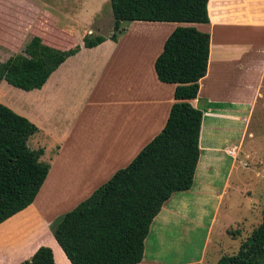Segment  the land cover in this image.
Here are the masks:
<instances>
[{
	"label": "crops",
	"instance_id": "obj_1",
	"mask_svg": "<svg viewBox=\"0 0 264 264\" xmlns=\"http://www.w3.org/2000/svg\"><path fill=\"white\" fill-rule=\"evenodd\" d=\"M207 11L209 24H195L210 35V51L197 98L189 101L203 113L193 186L188 192L173 194L155 217L139 264L207 261L213 226L236 163L245 162L239 158L249 159L243 147L253 138V113L264 106V0H208ZM138 23L164 31L138 35L141 51L151 48V64L143 65L141 74L138 67L134 74L125 73L120 66L115 99L94 97L93 91L94 82L107 75L117 51V41L111 40L92 49L82 43L80 51L68 58L41 89L33 90L39 94V107L50 110L47 122L51 132L36 127L39 148L35 149L43 150L39 161L48 164L49 170L33 204L0 224V264H19L41 246L52 249L56 264H71L50 237L59 218L56 206L88 198L164 128L176 102V86L157 80L154 62L176 27L194 25ZM92 99L103 101L97 104L102 111L101 124L95 123L93 128L85 120L86 110L95 105ZM49 136L56 143L49 153L56 156L53 164L42 160L46 150L40 143Z\"/></svg>",
	"mask_w": 264,
	"mask_h": 264
},
{
	"label": "trees",
	"instance_id": "obj_2",
	"mask_svg": "<svg viewBox=\"0 0 264 264\" xmlns=\"http://www.w3.org/2000/svg\"><path fill=\"white\" fill-rule=\"evenodd\" d=\"M113 18L110 37L84 34L83 47L92 49L117 41L123 22L209 24L208 0H109ZM39 16L24 54L0 62V81L30 92L41 89L50 76L81 46ZM210 35L193 26H178L165 40L154 62L157 80L175 85L174 99L162 131L125 167L98 187L52 227V234L71 264H139L151 224L162 207L179 192L191 190L200 158L203 113L196 99L207 73ZM37 128L0 103V224L33 204L49 166L39 161L43 150H31ZM233 236L239 231L229 230ZM19 264H56L46 246ZM217 264H264V208L261 221L236 253Z\"/></svg>",
	"mask_w": 264,
	"mask_h": 264
},
{
	"label": "rangeland",
	"instance_id": "obj_3",
	"mask_svg": "<svg viewBox=\"0 0 264 264\" xmlns=\"http://www.w3.org/2000/svg\"><path fill=\"white\" fill-rule=\"evenodd\" d=\"M39 16L47 20L50 25H54L57 30H65L61 40L63 45L70 44L69 36L81 45L84 34L91 33L90 31H93L91 36L110 37L113 33L109 0H0V62H5L12 56L24 54L26 45L36 31V20ZM194 27H200L196 29L202 32L203 26L194 25ZM120 29L117 33V51L107 70L108 76L94 82V97L115 99L118 76H120L117 70L120 66L125 73L133 71L134 74L138 67L141 74L143 65L151 64L149 63L151 48L147 46V49L141 51L138 47L139 41L136 39L138 35L164 31L155 27L142 26L138 22H123ZM102 99H92L95 105L86 110L85 120L91 124V128L95 123L101 124L102 111L97 104L103 102ZM0 102L15 113L26 117L38 129L46 133L51 132V127L48 126L50 123L47 122L49 116L47 113L50 110H42L39 107L37 91L25 92L0 81ZM262 102L264 104V100ZM250 132L253 133V138L247 139L243 147V153L248 154L249 159L239 158L245 162L237 161L236 163L227 195L213 226V234L206 251L207 261L204 264H217L219 256L236 253L241 242L261 221V211L264 208V106H260L253 113ZM53 138V136L43 137L44 141L40 143L46 150L42 160L49 164H53L56 159V156L49 155L56 144ZM29 147L34 150L39 148V130L29 141ZM59 166L60 162L56 164L57 170ZM118 170L120 169L115 172ZM114 173L99 186L107 183ZM81 201L82 199H72L56 206L57 217H59L57 222ZM229 230H237L240 234L233 236ZM52 236L51 233L50 237ZM55 254H58L57 249ZM57 260H59L58 257Z\"/></svg>",
	"mask_w": 264,
	"mask_h": 264
}]
</instances>
